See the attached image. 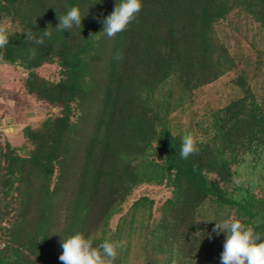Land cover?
I'll return each mask as SVG.
<instances>
[{
    "label": "trees",
    "instance_id": "obj_1",
    "mask_svg": "<svg viewBox=\"0 0 264 264\" xmlns=\"http://www.w3.org/2000/svg\"><path fill=\"white\" fill-rule=\"evenodd\" d=\"M118 2L0 0L9 39L0 62L26 70V94L49 108L20 146L0 140V264H62L61 241L77 233L94 246L126 241L114 264H221L216 222L236 218L264 235V85L241 69L237 97L177 121L199 90L238 69L218 37L224 22L256 29L263 45L245 62L264 65V0H141L108 38L102 21ZM73 6L81 27L57 31ZM42 66L58 78L38 76ZM188 133L198 152L181 159ZM141 187L168 196L128 204Z\"/></svg>",
    "mask_w": 264,
    "mask_h": 264
},
{
    "label": "rangeland",
    "instance_id": "obj_2",
    "mask_svg": "<svg viewBox=\"0 0 264 264\" xmlns=\"http://www.w3.org/2000/svg\"><path fill=\"white\" fill-rule=\"evenodd\" d=\"M227 21L222 26V31H218V37L226 43L230 52L235 56L238 64L237 71H232L213 84L199 90L194 97L193 103L185 112L177 116V121L182 126L186 125L191 119L201 115L209 108H215L227 104L231 99L238 96V91L231 84V80L241 69L246 71L247 77L252 82L253 88H261L263 86L264 65L261 64L260 70L253 71L251 63L256 60V50L261 49L263 42L260 36L254 32L250 33L253 26L245 25L242 21L238 27V32L233 30L232 25L237 24L235 21ZM247 28V32L245 31ZM254 37L252 38V34ZM247 35V40L244 38ZM256 36V38H255ZM251 61V63L245 62ZM38 76L47 80L58 78V68L56 66H42L35 70ZM254 79H251L253 75ZM27 78V71L19 65H5L0 62V140L7 141L12 146H20L23 142L21 130L26 125H37L48 113V107L38 102L33 96L26 94L24 90V80ZM53 113H57L58 109H52ZM8 126H20L15 133L6 135L2 129ZM149 195L158 203L168 196L167 190L163 187H141L134 190L132 196L127 202L130 204L132 200L141 196Z\"/></svg>",
    "mask_w": 264,
    "mask_h": 264
},
{
    "label": "clouds",
    "instance_id": "obj_3",
    "mask_svg": "<svg viewBox=\"0 0 264 264\" xmlns=\"http://www.w3.org/2000/svg\"><path fill=\"white\" fill-rule=\"evenodd\" d=\"M141 0H120L114 11L103 19V31L108 38H114L118 33L127 29L128 25L134 21L141 11ZM59 23L57 31H69L74 26L79 28L82 25V16L78 7H71L63 16H58ZM101 33V32H100ZM45 37H51L49 30L43 31ZM28 39H33L31 33L27 34ZM42 43V39L35 41ZM9 43L7 28L0 25V48L6 47ZM30 58H34L35 49L30 50ZM117 60H122V53L117 52L114 56ZM2 59V58H0ZM198 152L196 141L191 133L182 138V145L179 152L181 159H187L190 155ZM239 183V181H237ZM212 232L220 235L226 233L221 253V264H264V235L254 231L253 227L246 226L239 219L227 218L216 222ZM127 242L108 241L94 246L91 238H86L83 234L77 233L67 239H62V254L59 260L62 264H114L118 256V249L123 250ZM175 264V261L172 262Z\"/></svg>",
    "mask_w": 264,
    "mask_h": 264
},
{
    "label": "water",
    "instance_id": "obj_4",
    "mask_svg": "<svg viewBox=\"0 0 264 264\" xmlns=\"http://www.w3.org/2000/svg\"><path fill=\"white\" fill-rule=\"evenodd\" d=\"M21 128L20 126H8L2 129V131L6 134V135H11L13 133L16 132L17 129Z\"/></svg>",
    "mask_w": 264,
    "mask_h": 264
}]
</instances>
